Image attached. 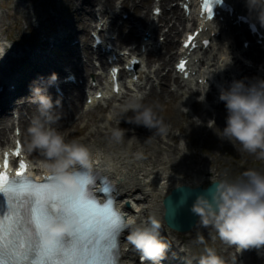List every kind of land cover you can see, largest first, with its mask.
I'll list each match as a JSON object with an SVG mask.
<instances>
[{
  "label": "clouds",
  "instance_id": "obj_1",
  "mask_svg": "<svg viewBox=\"0 0 264 264\" xmlns=\"http://www.w3.org/2000/svg\"><path fill=\"white\" fill-rule=\"evenodd\" d=\"M247 3L250 11L258 13L256 19L264 26V0H247ZM229 63L231 58L221 68ZM56 79L53 73L50 80ZM207 89L200 100L204 99ZM219 99L227 110L226 126L219 136L221 140L234 146L238 144L242 153L264 160V79L257 78L250 83L233 81L227 90H221ZM31 102L36 105V115L27 128L24 150L28 155L37 154L35 163L42 177L56 178L54 192L58 195L55 204L68 221L53 217L46 227L41 228V241L51 248L66 238L75 237L84 245V251L75 255L96 259L95 248L89 249L88 245H92L93 234H99L98 226L103 219L106 202L100 197L93 198L83 182V173L91 172L96 163L93 149L80 140L67 139L55 127L61 120V113L55 111L61 106L59 99L53 101L37 86L32 89ZM118 108L113 117L117 127L109 129L111 139L116 143L125 137L126 130L119 127L122 119L129 124L155 129V135L165 136L170 130V126L158 117L155 108L143 102L142 93H134ZM129 112L132 115H127ZM19 195L21 198H36L35 193ZM191 211L204 227L214 229L222 242L235 246L236 253L264 247V172L248 169L235 179L215 182L211 195H198ZM159 227L154 218L137 222L136 217H124L123 228L128 232L124 250L132 246L139 253L141 264H160L165 259L168 244L160 238ZM204 253L198 258V264H225L214 249L205 248ZM31 259L36 264H49L50 259L57 261L65 257L61 253L50 258L37 252ZM231 264H236L235 254Z\"/></svg>",
  "mask_w": 264,
  "mask_h": 264
},
{
  "label": "bare ground",
  "instance_id": "obj_2",
  "mask_svg": "<svg viewBox=\"0 0 264 264\" xmlns=\"http://www.w3.org/2000/svg\"><path fill=\"white\" fill-rule=\"evenodd\" d=\"M150 1L151 0H147L146 4L150 3ZM163 1L165 2V0ZM232 1L238 13L245 14L247 16L251 15L248 3H239L238 0ZM113 2L114 0H81L76 4L74 0L73 9L75 14H78L79 16L83 13L85 14V11L80 10L88 9L89 11L87 12V16L90 18L93 13L94 4L101 5L102 8L100 9V14H104V8L110 7ZM170 13H172L171 19H174V23L168 29V34H165L166 37L170 39L168 44L163 47L166 49V51L162 55L159 54L158 58L150 63L151 67L147 73L145 74L144 71V73H142V77H140L141 81L144 82L145 85L150 83V88H148L145 93L142 92V89H145L142 85H134L133 89H135V91L133 92L130 91V89L123 87V93L120 96L115 98L113 97L114 100L112 101L114 102H109V100H106L104 101V105L98 102L96 105L86 106L85 104H81V102H79L82 94L78 88V90L74 91L75 93L69 94L70 100L68 102L70 103V106L68 108H63L61 106L55 109V111L61 113V120L57 125H55V127H57L58 131H60L67 139H72L74 138V135H76V128L78 124L79 126L84 124L82 128H79V131L81 130L79 133H81L80 135H83V138L77 140H80L82 143L92 147L93 158L96 161L93 167L103 171L102 173H105L113 180L114 183L119 182V193L122 197V201H129L132 203L130 208L127 209L125 213H127L128 216L136 217L137 222H147L151 218L156 219L160 225V238H163L162 240L167 243L170 248L173 247V251H175V253H178V264H190L191 261L188 259L189 253L187 250H191V245H194L195 242L193 240L192 242H188V239H191L192 236H196L197 238L201 239L202 237L209 234L210 230L214 229H212L210 226L204 227L200 221H198L196 228H194L192 232L182 235V237L187 239L183 242L180 241L181 234L179 235L177 233L180 236L179 240L167 236L166 232H169L170 229L167 228L164 222L163 200L170 191L177 188L178 186L188 185L190 187H196V185L203 184L209 180H214L212 178L213 176L210 178L208 177V175H211L210 170H206L202 167V165H206V160H198L188 150V148L175 144V135L173 133L174 129L179 131L181 134H186L187 136H189L191 133L201 132V130L207 127L206 122L207 118L210 117V111L204 107L201 109L198 103H194L193 110L198 117V121L200 122V124H197L193 118H190L187 116V113L181 110V108H184L185 104H188V102L182 98H185L186 95H197V90L194 89L188 82H179L177 79H174V83H176L177 86L176 91L173 93L168 92L164 85H160V88L157 90L152 88L153 81H150V74L158 78L161 66L170 65L171 59L177 54L179 42L173 39L178 36L179 28L183 30L188 26H186L187 21L184 18V15L180 13L177 8L171 9ZM138 15L139 16L136 18V20L140 25L144 24L145 30H150V33L155 35L160 31V29L147 26L150 16L146 8H143V11H141ZM252 16L255 17L256 15L252 14ZM164 18L166 19L165 15ZM224 20L226 21L222 24L217 23L220 26V30L211 32L208 34V36L211 37L212 33L217 32L222 34L223 31L225 32L224 26L227 24V27H229L228 32L231 33L233 31V33L230 42H227L226 47L228 45L232 47L240 39L237 32H243L244 27L239 29V25H232V23L236 21L237 18L236 20L235 18H224ZM37 22L40 26L41 21L38 20ZM192 25L195 24L193 23ZM38 28L39 27H37L36 30H38ZM42 34L44 36H48L47 32ZM244 36H247V33H244ZM52 37L54 41L64 43L69 40L72 35L71 33L64 32L62 34L54 36L52 35ZM44 42H47V40ZM214 43L216 42L214 41ZM222 44L225 46L224 43ZM2 47L3 46L0 44V49ZM229 49L227 48L228 56L224 52L223 48L221 50L222 52L219 50L216 55H212L211 51L206 59L200 58L199 61L201 62L202 67L205 65L206 68L198 77V79L200 78L210 82L211 80L213 81L217 78L222 82L225 81V79H231L234 73L239 72L240 80L248 78L247 80L249 83L252 82L254 80L255 72L250 69H245L243 66L240 67L241 64L236 60V57H230L235 55V51L231 49L229 51ZM10 52H13V50L6 48L5 53L7 54L6 56L8 59V62L6 63H8V65H4V58L0 57V70L2 72L1 77L7 78L10 71V74L12 73L13 75L14 73L13 83L16 84V87H18L20 90L23 81L21 83L18 82L21 78L18 77L15 72V63L17 58L14 56L16 54L12 53L13 55L10 56ZM22 54L30 57V62L32 66H34V69L38 68V58L36 57V54L33 50L23 52ZM210 57H212V59H210ZM230 58L231 63H229L226 67L221 68L230 60ZM86 67L89 68V66ZM153 67H156V69H152ZM193 69H195V65H193ZM53 70L57 71V68L54 67ZM88 74H90V72ZM93 77L97 78L95 74ZM6 80L7 79H5V81ZM83 86L86 88L87 84L83 83ZM224 89L227 90L228 88L224 87ZM137 92L143 94L144 103L150 98H155L157 101H160L164 98L166 101H168L173 98L174 105H172V110L166 118V123L170 126V130L163 138L154 134L155 129L150 130L143 126H136L134 124L121 122L119 127L126 130L125 137L120 143H116L112 141L109 131V129L117 127L116 119L113 117L119 111L118 106L122 105L125 100ZM94 94L95 92H93L91 96ZM0 97H4V100H6L8 95L6 93L0 95ZM177 98L179 99L176 100ZM102 106L107 108V114L100 117H94L93 110L102 109ZM27 111L29 112L28 114L30 115L31 119L34 115H36V109H33V107L27 108ZM127 115H132V113L129 112ZM217 120L223 122V130V128L226 126V115L224 111L218 112ZM18 122L21 124V129H23L21 137L23 140H25L27 128L30 122H27L26 120H21ZM8 123L9 120L6 122V119L0 122V126L5 125L7 128L5 131L1 130L2 134L0 136V145L3 141L8 143L11 139L12 132H10V129L7 127L9 125ZM218 125L219 123L217 121L212 124L211 131L217 133V129L220 128ZM139 128L141 130H139ZM219 140L221 141L220 137ZM171 141L172 143H170ZM184 142L185 139H183V143ZM35 154L36 153L28 155L30 161H32L31 157H33ZM34 171L39 172L41 170L34 168ZM188 178L192 179V181ZM137 194H139L138 197ZM195 232L197 233L196 235H194ZM127 234L128 232L124 234V244L126 242ZM178 241H180L181 244H178ZM181 247H183V251L180 252L179 250H181ZM137 253L138 252H136L132 246H129L127 251L124 250L122 254L124 264H138V258L135 256ZM221 254L226 255V252ZM144 264L147 263L145 262Z\"/></svg>",
  "mask_w": 264,
  "mask_h": 264
},
{
  "label": "rangeland",
  "instance_id": "obj_3",
  "mask_svg": "<svg viewBox=\"0 0 264 264\" xmlns=\"http://www.w3.org/2000/svg\"><path fill=\"white\" fill-rule=\"evenodd\" d=\"M80 1L81 0H75L76 4ZM118 1L119 0H114L113 4L110 6L111 8L105 7V9L107 11L112 10L115 8V4ZM134 1V3H130L128 1L127 5L125 6L127 12H130L132 6H135L136 3H138V8L136 9L141 11L142 1L144 0ZM73 7L74 0H0V44L3 46L0 49V57H6V48L15 50L24 45L33 44L35 47H37L36 50H39L40 43L44 36L42 33L44 32L53 34L64 31H76L82 26L87 27L89 25L87 22L89 21L88 19H91L92 26H94L95 19L93 18V13L89 18L87 16V12L89 10L84 9L85 14L83 13L79 16L78 14H75ZM99 7L101 8V5H93L94 13ZM148 10V13H150L151 9L149 8ZM38 20L41 21L40 26L38 25ZM37 27H39L38 30H36ZM119 28L121 29L120 34L122 36L127 34V27L121 26ZM81 34L82 33H79V37ZM127 37H130V33H128ZM49 47L50 44H48L46 49ZM57 54L62 55L61 50H58ZM74 61L75 59L72 58V61H69V63L71 64ZM255 65L257 66V64ZM261 66V64H258V67ZM145 104L152 105L157 111L158 117H161L166 123V118L170 114L174 102L173 98L169 101H166L165 98L160 101H157L155 98H150L145 102ZM93 113L94 117L104 116L107 114V109H94ZM80 127L81 125L79 126L78 124L76 128V135L72 139L82 138V135H80L81 133H79L81 131H79ZM218 133L222 135V131H218ZM174 134L176 136V141L174 140L176 142L175 144L179 145V136H181V139H185L184 146L188 148L195 158L198 160H206V165H202V167L206 170H210L211 175H208V177L213 175L221 180L225 178L232 180L248 169H255L257 171L264 172V160H257L247 153H242L239 151V145L234 146L232 143L226 140L220 141L218 134L214 132L210 134H204V132L191 133L189 136H187L186 134H181L176 129H174ZM170 143H172V141ZM190 180L192 181V179ZM214 231L215 230H210V233L201 239L197 238L196 236H192L191 239H188V242H192V240L195 242L194 245H191L192 249L189 250L190 252L188 251L191 259L189 261H191L192 264H198V258L205 254V248H212L216 251V253L220 248L224 249V247H231L228 251V254L233 251V246H228L222 242L219 239L217 233H214ZM215 234L217 236V246L212 243V239L215 237ZM170 235L177 240L180 237L178 234L176 235L174 233ZM184 240L187 239L185 237L180 239L182 242ZM252 254L253 253L249 254L248 258ZM250 261H252V263L249 264H258L260 262L255 261L253 258ZM260 264H264V260L261 261Z\"/></svg>",
  "mask_w": 264,
  "mask_h": 264
},
{
  "label": "snow or ice",
  "instance_id": "obj_4",
  "mask_svg": "<svg viewBox=\"0 0 264 264\" xmlns=\"http://www.w3.org/2000/svg\"><path fill=\"white\" fill-rule=\"evenodd\" d=\"M205 11L212 14L209 0H204ZM207 43V42H206ZM181 71L184 63L180 64ZM20 155L19 143L14 153ZM8 166L7 154L5 168ZM27 165L23 160L19 162V171L15 177H9L6 172H0V193L4 194L7 202L6 210L0 214V264H36L31 259L37 252L50 258L63 254L65 259L53 261L49 264H112L111 250L115 248V234L123 227L122 215L116 210L111 200L105 203L103 219L98 226L99 234L94 233L92 245L95 248L96 259H84L75 254L84 251V245L78 238H66L48 248L41 241V228L46 227L55 217L57 220L68 222L56 207L54 192L56 178L47 176L43 183H36L25 175ZM87 184L89 181L83 178ZM20 193H35L21 198ZM71 254V255H70Z\"/></svg>",
  "mask_w": 264,
  "mask_h": 264
},
{
  "label": "water",
  "instance_id": "obj_5",
  "mask_svg": "<svg viewBox=\"0 0 264 264\" xmlns=\"http://www.w3.org/2000/svg\"><path fill=\"white\" fill-rule=\"evenodd\" d=\"M215 183L204 188L182 186L175 189L165 200V218L167 224L178 232L185 233L195 227L198 216L191 211L195 199L200 194L211 195Z\"/></svg>",
  "mask_w": 264,
  "mask_h": 264
}]
</instances>
